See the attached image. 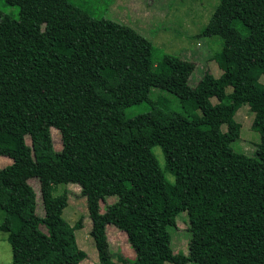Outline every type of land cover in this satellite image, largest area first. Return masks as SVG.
Wrapping results in <instances>:
<instances>
[{
  "label": "trees",
  "instance_id": "obj_1",
  "mask_svg": "<svg viewBox=\"0 0 264 264\" xmlns=\"http://www.w3.org/2000/svg\"><path fill=\"white\" fill-rule=\"evenodd\" d=\"M5 2L19 9L18 17L0 10V157L12 160L0 168V232L9 234L13 264L88 258L75 236L83 220L63 217L69 194L54 195L61 184L82 188L99 264H115L109 225L136 252L119 255L121 264H264V0H219L198 37L223 39L222 74L206 71L194 85L185 81L187 60L157 57L128 25L95 19L70 0ZM142 104L148 112L127 116ZM244 105L260 134L253 156L232 147ZM182 212L187 253L174 251L170 233Z\"/></svg>",
  "mask_w": 264,
  "mask_h": 264
},
{
  "label": "rangeland",
  "instance_id": "obj_2",
  "mask_svg": "<svg viewBox=\"0 0 264 264\" xmlns=\"http://www.w3.org/2000/svg\"><path fill=\"white\" fill-rule=\"evenodd\" d=\"M72 3L86 9L93 18H106L128 25L137 30L141 35L150 40L156 48V56L173 54L189 62V67L185 75V81L194 85L206 71H210L216 78L220 77L222 70L216 57L223 47V39L215 36L213 38L198 37V34L206 27L219 6V0H70ZM0 10L8 15L18 17L19 9L8 5L5 0H0ZM228 92L232 88H227ZM173 103V108L180 110L179 100L170 93L163 94ZM154 94H152V97ZM213 103H217L215 98ZM150 109L147 104L132 106L127 109L128 117H133L141 113H146ZM254 113L250 106H242L235 115V120L241 124L240 138L233 142L235 151L248 156L255 154L256 145L260 142V134L252 129ZM222 130L226 131L227 126L223 125ZM52 136L56 150H61V134L56 129H52ZM31 144L30 138H26ZM160 165L164 168L165 158L160 147H154ZM103 155L106 150H101ZM7 157H0V168L7 166L2 163ZM85 161H83V164ZM170 183L175 182V177L166 175ZM100 183V179L95 177L93 184ZM102 182V179H101ZM30 184L35 189L38 196L37 213L44 215L43 204L40 194L38 180H30ZM67 191L69 194V205L63 211V217L69 224L75 225L80 219L83 220V228L75 232L76 240L80 249L88 254V258L82 264H99L98 252L95 242L90 235L92 221L87 209L86 197L82 195V188L73 184H61L54 195L58 196ZM115 198L109 199V203H114ZM102 211H105L107 203H101ZM4 212L0 210V224L4 219ZM189 219L186 212H182L177 218V228L170 229L172 234V244L175 252H188L189 240ZM43 231H46L42 227ZM8 233L0 232V264H13V251L8 241ZM107 237L113 253L115 264L118 256L123 255L131 260L135 259L136 252L128 241L127 234L118 226H107ZM144 249V245H140ZM171 264V263H165Z\"/></svg>",
  "mask_w": 264,
  "mask_h": 264
},
{
  "label": "crops",
  "instance_id": "obj_3",
  "mask_svg": "<svg viewBox=\"0 0 264 264\" xmlns=\"http://www.w3.org/2000/svg\"><path fill=\"white\" fill-rule=\"evenodd\" d=\"M1 160H2V163H3V164H6V163H7V165H9V164L12 163V160L9 159V158H7L8 161H6V160H4V159H1Z\"/></svg>",
  "mask_w": 264,
  "mask_h": 264
}]
</instances>
